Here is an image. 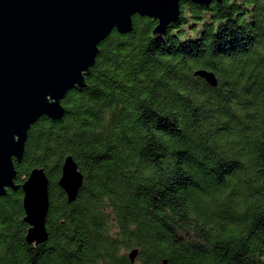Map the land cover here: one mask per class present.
Masks as SVG:
<instances>
[{
  "label": "trees",
  "instance_id": "16d2710c",
  "mask_svg": "<svg viewBox=\"0 0 264 264\" xmlns=\"http://www.w3.org/2000/svg\"><path fill=\"white\" fill-rule=\"evenodd\" d=\"M133 25L101 44L64 118L31 127L16 184L45 169L49 239L27 242L23 190H9L0 264H264V0L182 3L158 38L152 19ZM68 157L84 175L72 204Z\"/></svg>",
  "mask_w": 264,
  "mask_h": 264
},
{
  "label": "water",
  "instance_id": "95a60500",
  "mask_svg": "<svg viewBox=\"0 0 264 264\" xmlns=\"http://www.w3.org/2000/svg\"><path fill=\"white\" fill-rule=\"evenodd\" d=\"M222 0H0V198L23 190L29 244L48 241L50 180L45 169H34L16 184L15 161L21 163L28 133L40 119L61 121L68 92L86 87L99 47L113 32L131 34L133 18L157 22L158 38L181 17L182 3L208 9ZM195 76L218 86L213 72ZM84 175L72 157L65 159L58 186L72 204ZM138 251L129 255L134 263ZM163 264H169L164 261Z\"/></svg>",
  "mask_w": 264,
  "mask_h": 264
}]
</instances>
